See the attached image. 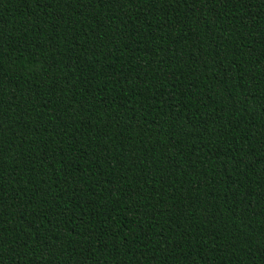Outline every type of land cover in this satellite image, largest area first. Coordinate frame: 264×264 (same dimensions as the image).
I'll return each instance as SVG.
<instances>
[{"label": "trees", "instance_id": "1", "mask_svg": "<svg viewBox=\"0 0 264 264\" xmlns=\"http://www.w3.org/2000/svg\"><path fill=\"white\" fill-rule=\"evenodd\" d=\"M0 264H264V0H0Z\"/></svg>", "mask_w": 264, "mask_h": 264}]
</instances>
